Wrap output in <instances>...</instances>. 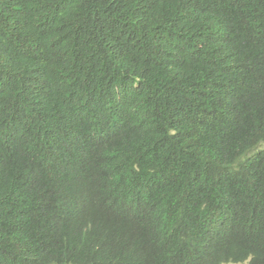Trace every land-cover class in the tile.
<instances>
[{"label":"trees","instance_id":"trees-1","mask_svg":"<svg viewBox=\"0 0 264 264\" xmlns=\"http://www.w3.org/2000/svg\"><path fill=\"white\" fill-rule=\"evenodd\" d=\"M0 264H264V0H0Z\"/></svg>","mask_w":264,"mask_h":264},{"label":"clouds","instance_id":"clouds-1","mask_svg":"<svg viewBox=\"0 0 264 264\" xmlns=\"http://www.w3.org/2000/svg\"><path fill=\"white\" fill-rule=\"evenodd\" d=\"M60 178V174H59V176L56 178V180H58Z\"/></svg>","mask_w":264,"mask_h":264}]
</instances>
